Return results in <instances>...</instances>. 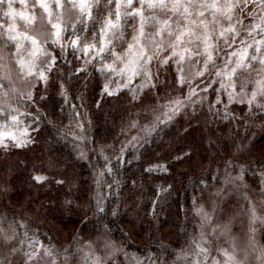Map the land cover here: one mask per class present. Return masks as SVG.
<instances>
[{"label": "clouds", "instance_id": "clouds-1", "mask_svg": "<svg viewBox=\"0 0 264 264\" xmlns=\"http://www.w3.org/2000/svg\"><path fill=\"white\" fill-rule=\"evenodd\" d=\"M27 11L0 0V264H264V0L145 5L152 19L134 73L136 17L103 54L68 69L57 59L67 49L79 57L74 39L98 42L101 15L58 49L35 0V25L19 23ZM164 20L172 35L161 37ZM186 28L191 55L181 61L173 46ZM25 32L39 38V54ZM245 48V66L225 81Z\"/></svg>", "mask_w": 264, "mask_h": 264}, {"label": "snow or ice", "instance_id": "snow-or-ice-1", "mask_svg": "<svg viewBox=\"0 0 264 264\" xmlns=\"http://www.w3.org/2000/svg\"><path fill=\"white\" fill-rule=\"evenodd\" d=\"M22 3L26 2V0H21ZM139 2V7H135V5ZM184 2V0H107V3L104 0H35V4L38 6L40 10H42L43 15L47 18V24L51 28V35L55 37V43L60 44L62 47V34L68 28L71 27L73 32H77L80 25L85 21L93 22L94 14H99L102 17V24L99 29V40L93 39V43L85 44L82 48L80 47L81 41L79 38L70 41L71 46L74 49L80 50L85 56L90 54L101 55L104 50L110 44V37H113L118 34L121 30L124 19L131 15L137 18L138 20V32L134 39L137 44L140 46V53L137 54L133 49V46L130 45V50H133V56L135 58L130 59L129 66L130 70L135 72L136 68L139 66V59L143 56V37L145 34V24L151 17H146L144 14V6L147 5L149 8H155L157 5L163 6L166 3L173 4V11L178 10L180 5ZM65 5L70 6V10L68 12V21L67 23L64 20V8ZM61 10L59 12V16L54 20V10ZM105 8L107 14L100 12L101 8ZM187 11V9H185ZM73 13H75V18L73 17ZM21 18L29 24L33 26L37 22L38 17L34 14H26L24 12L20 13ZM95 23H100V21H95ZM160 25L158 28L157 34L161 37L167 33L168 35H172L171 24L170 21H157ZM20 33L13 35L10 37L11 40L16 41L20 38ZM193 35L191 29H184L180 31L175 36V44L173 46L174 52L173 54L178 56L181 61L185 59V56L191 55V49L187 47H183L185 37H190ZM23 38L28 40L33 48V55L39 54L42 49L40 46L39 38L33 37L28 34H23ZM202 44L204 47V51L208 55L209 61L212 59V55L210 52L211 45L208 43V37L204 36L202 40ZM248 55V49H242L237 53H233L235 57V66L231 67L229 71H225L223 73V79L225 81H232L237 74L238 70L243 68L246 63V58ZM151 58H149L150 61ZM55 63V61H53ZM261 63H264V60H261ZM29 74L32 72L31 63L25 64ZM111 67V66H107ZM220 75L219 73H217ZM41 79H45L44 73L40 74ZM178 79L182 82L184 79V75L180 74ZM223 87L228 88L229 84H224ZM232 88H236V85H231ZM257 89L261 93H264V81H257ZM257 95L256 91L251 93V99H249L248 103L251 104L253 100H255ZM230 100L233 99V96L229 94L228 97ZM178 105L179 102H176ZM173 112L178 111V107L172 109ZM40 179V178H38Z\"/></svg>", "mask_w": 264, "mask_h": 264}, {"label": "rangeland", "instance_id": "rangeland-1", "mask_svg": "<svg viewBox=\"0 0 264 264\" xmlns=\"http://www.w3.org/2000/svg\"><path fill=\"white\" fill-rule=\"evenodd\" d=\"M26 2L29 4V11H27V12H25L26 14H31V4H32V0H26ZM53 10L54 11H56V12H60L61 10H59V9H55L54 8V6H53ZM42 11V10H41ZM66 19V17L64 16V20ZM87 21V20H86ZM19 23H21V24H23V23H26L24 20H21V21H19ZM18 31H20V29H19V27H18ZM71 32H73V29L71 28V27H68L64 32H63V34H62V41H61V43H63V40H64V38H66L67 36H69L70 34H71ZM24 34H28V35H31L30 33H27V32H25ZM23 43L26 45V46H28V45H30V42L28 41V40H24L23 41ZM59 47H60V44H58L57 45V48L59 49ZM232 50H239V46L238 45H234L233 46V49H230L229 51H232ZM251 51V49H249V52ZM214 87H218V85H214ZM210 93H211V95H209L208 96V101L210 102V103H215V100H216V98H217V93H215V92H212V90L211 89H209L208 90ZM197 92L199 93V89H197ZM223 102H227V94L225 93L223 96H220L219 97ZM193 99H196V97H193ZM176 107V105L174 104L173 106H172V108L170 109V111H172V109L173 108H175ZM230 108H240V107H242L241 105H238V104H235V103H233L232 105H230L229 106ZM215 108L216 109H222V105L221 104H215ZM207 109L205 108V111H206ZM229 113H228V111L227 110H222L221 111V115H228ZM233 115H235V113H232Z\"/></svg>", "mask_w": 264, "mask_h": 264}, {"label": "trees", "instance_id": "trees-1", "mask_svg": "<svg viewBox=\"0 0 264 264\" xmlns=\"http://www.w3.org/2000/svg\"><path fill=\"white\" fill-rule=\"evenodd\" d=\"M84 58H86V56L83 53H80L79 57H77L73 55L72 49H67L65 53V58L63 60L58 58L57 63L66 66L68 69H72L73 65L79 66L80 61ZM81 74L82 73H77V75H81ZM97 99L99 100L100 98L97 97ZM73 103H76L75 99H73ZM213 119H215V117H213ZM128 159H129L128 155H125V161H128ZM153 175H160V173L154 172Z\"/></svg>", "mask_w": 264, "mask_h": 264}]
</instances>
